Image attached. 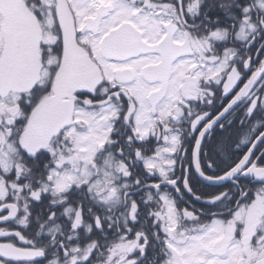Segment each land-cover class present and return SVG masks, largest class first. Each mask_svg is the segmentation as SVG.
I'll use <instances>...</instances> for the list:
<instances>
[{"label": "snow or ice", "instance_id": "1", "mask_svg": "<svg viewBox=\"0 0 264 264\" xmlns=\"http://www.w3.org/2000/svg\"><path fill=\"white\" fill-rule=\"evenodd\" d=\"M0 264H264V0H0Z\"/></svg>", "mask_w": 264, "mask_h": 264}]
</instances>
